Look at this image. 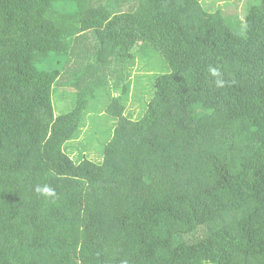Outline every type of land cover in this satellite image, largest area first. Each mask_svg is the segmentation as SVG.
Masks as SVG:
<instances>
[{"label":"trees","instance_id":"obj_1","mask_svg":"<svg viewBox=\"0 0 264 264\" xmlns=\"http://www.w3.org/2000/svg\"><path fill=\"white\" fill-rule=\"evenodd\" d=\"M244 1L230 23L212 0H0V264H264V0ZM138 44L168 71L132 119ZM107 77L115 128L74 161Z\"/></svg>","mask_w":264,"mask_h":264},{"label":"rangeland","instance_id":"obj_2","mask_svg":"<svg viewBox=\"0 0 264 264\" xmlns=\"http://www.w3.org/2000/svg\"><path fill=\"white\" fill-rule=\"evenodd\" d=\"M203 1L207 3L205 5L211 4V0ZM218 2L223 3V15L230 23L237 19L242 20L244 18L246 11L244 0H216L215 4L214 0H212L211 6L217 7ZM212 7L208 9H212ZM136 52L139 62H135L134 65H131V84L133 83V85L129 94L128 109L124 113L132 119H135L138 115L140 116L146 103H148L153 91L155 76L168 71L163 58L153 47L138 44L136 45ZM55 63L56 61L54 63L40 62L39 67L45 69L54 68L56 66L59 67V64L57 63L55 65ZM60 65H62V63ZM64 78L65 77H62V79ZM71 78L73 77L70 76L69 79ZM135 80L137 82L136 88ZM103 81L109 84L105 86L102 85L97 92L95 89V97L91 99L87 110L84 112L83 124L78 134L74 139L63 145L64 151L69 154L74 161H79L84 155L92 161L100 162L103 157V148L109 141L115 128L117 120L113 115L109 114L106 102L109 96L116 95L120 91L110 85L111 81L108 77ZM69 86L72 87V85ZM79 86H81V84H79ZM71 87L67 88L66 96L62 102H57V98L53 96L55 114L66 112L71 109L73 105L72 100L74 101V99H72L73 88L70 91ZM73 87L77 86L73 85Z\"/></svg>","mask_w":264,"mask_h":264},{"label":"clouds","instance_id":"obj_3","mask_svg":"<svg viewBox=\"0 0 264 264\" xmlns=\"http://www.w3.org/2000/svg\"><path fill=\"white\" fill-rule=\"evenodd\" d=\"M208 72L211 74V76L216 77L215 80V85L217 87H223L224 86V80L220 78L221 73L219 71L218 68L216 67H209ZM35 191L40 194V195H44V196H52L54 195V189H52L50 186L48 185H43L40 186L38 185L35 189Z\"/></svg>","mask_w":264,"mask_h":264}]
</instances>
